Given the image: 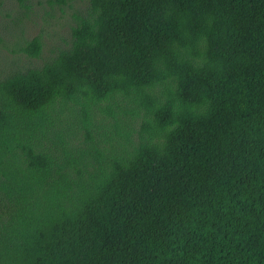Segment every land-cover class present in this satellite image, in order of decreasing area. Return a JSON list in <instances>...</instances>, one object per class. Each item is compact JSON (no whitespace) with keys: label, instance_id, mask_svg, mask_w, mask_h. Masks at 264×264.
Listing matches in <instances>:
<instances>
[{"label":"trees","instance_id":"obj_1","mask_svg":"<svg viewBox=\"0 0 264 264\" xmlns=\"http://www.w3.org/2000/svg\"><path fill=\"white\" fill-rule=\"evenodd\" d=\"M89 3L0 79V264H264V0ZM69 127L91 146L61 161Z\"/></svg>","mask_w":264,"mask_h":264},{"label":"rangeland","instance_id":"obj_2","mask_svg":"<svg viewBox=\"0 0 264 264\" xmlns=\"http://www.w3.org/2000/svg\"><path fill=\"white\" fill-rule=\"evenodd\" d=\"M89 10V0H66L65 4L58 0H0V79L41 68L61 52L69 50L73 43V29L88 16ZM36 37L42 42L38 58L25 52L29 42ZM93 120L91 131L94 135L98 136L104 129L111 130L113 119L109 113L97 110ZM140 124L138 118L124 124L133 142L139 138ZM56 133L62 134L63 141L56 145L51 141L45 143L61 161L71 156L78 157L91 146L82 128L69 127L61 132L52 130L49 136L54 138ZM98 147L103 151L108 145L100 144ZM98 168L97 161L87 165L90 173ZM70 172L72 178H77L73 169ZM85 179L88 180L87 174Z\"/></svg>","mask_w":264,"mask_h":264}]
</instances>
